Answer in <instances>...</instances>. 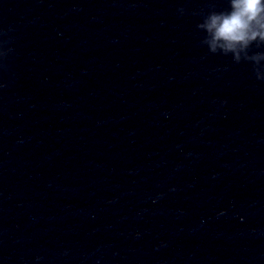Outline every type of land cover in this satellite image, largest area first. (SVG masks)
I'll return each instance as SVG.
<instances>
[{
  "label": "clouds",
  "instance_id": "1",
  "mask_svg": "<svg viewBox=\"0 0 264 264\" xmlns=\"http://www.w3.org/2000/svg\"><path fill=\"white\" fill-rule=\"evenodd\" d=\"M227 7L210 6L196 28L204 33L201 44L208 52L247 62L258 81L264 82V0H226ZM183 12L184 9L179 10ZM7 56L0 53V73L7 71ZM7 87L0 83V89Z\"/></svg>",
  "mask_w": 264,
  "mask_h": 264
}]
</instances>
